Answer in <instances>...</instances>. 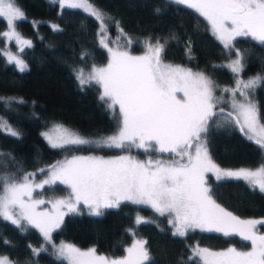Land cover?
Listing matches in <instances>:
<instances>
[{"label":"snow or ice","instance_id":"1","mask_svg":"<svg viewBox=\"0 0 264 264\" xmlns=\"http://www.w3.org/2000/svg\"><path fill=\"white\" fill-rule=\"evenodd\" d=\"M61 9H82L100 22V44L109 53L104 67L95 64L91 70L76 72L81 86L98 84L101 88L100 100L109 109L119 106L120 121L117 131L98 141H91L79 133L62 125H55L45 132V139L52 148L65 149L95 143L98 147L131 149H152L157 153H169L179 159L165 162L161 159L141 161L131 155H121L110 159L100 156H77L58 161L47 168H39L46 178L36 182V173L0 175V218L9 221L22 232L29 227L37 229L45 244H50L58 260L67 264H155L148 248V242L136 239L125 248V255L113 258L98 255L96 248L81 250L72 244L61 242L56 245L52 233L59 229L64 217L69 213H80L81 205L92 216H102L104 209L118 208L122 202L149 206L159 216H167L172 226V235L185 237L189 231L222 233L225 237L239 236L250 242L247 251L229 247L223 251H212L196 246L189 260L197 264H264V218L241 219L222 207L213 198L212 189L205 178L213 173L217 181L229 179L244 180L250 187L259 188L264 193V165L253 171L222 169L213 162L203 136L210 121L224 114L220 105L227 103L225 93H230L231 107L224 117L234 120L240 131L249 140L264 149V122L259 108L252 100L254 91L264 85V76L257 74L247 80L237 79L234 88H220L216 82L202 71L164 63L167 39H176L170 34L161 43L160 38L145 40L143 55L133 56L127 51L114 50L109 46L108 29L112 18L97 9L89 0H51ZM177 5L194 10L207 22L208 29L231 52L237 37H251L264 45V0H171ZM159 11V9H157ZM0 19L7 23L8 30L0 33L6 41L14 40L18 46L32 47L30 40L24 39L17 30L18 22L25 20L23 9L16 0H0ZM116 27L121 35L119 21ZM54 32H63L53 24ZM133 41L129 38L128 44ZM23 47L20 48L22 52ZM191 59V48L186 49ZM8 63H15L19 71L28 65L11 51L0 50ZM235 59L226 65L234 74L244 70L243 53L235 51ZM83 58V56H82ZM182 93V96H177ZM239 97L243 98L238 100ZM235 113V115H234ZM0 128L11 136L20 133L0 121ZM246 130V131H245ZM194 150V155H193ZM186 158V159H185ZM57 183L66 185L70 192L66 197L52 200L36 199V189L52 187ZM52 205V211H38V206ZM66 210V211H65ZM137 216V225L144 223ZM7 244L8 241H5ZM33 256L47 251V247H32ZM0 264H19L8 256H0ZM28 264H31L29 261Z\"/></svg>","mask_w":264,"mask_h":264},{"label":"trees","instance_id":"2","mask_svg":"<svg viewBox=\"0 0 264 264\" xmlns=\"http://www.w3.org/2000/svg\"><path fill=\"white\" fill-rule=\"evenodd\" d=\"M106 17H111L108 36L117 37L116 21L126 36L134 38L167 39L164 60L199 69L223 87H232L234 73L226 61L239 50L243 53L242 77L264 73V45L250 37H237L231 54L208 29L205 20L194 10L171 0H89ZM26 19L18 22L17 30L32 47L22 46L20 55L28 65L21 72L0 55V121L20 133L11 136L0 128V175L37 171L63 156L90 150L117 151L113 148L95 147L91 144L52 148L42 137L41 131L49 121H57L87 136H99L118 128L119 116L100 100L97 84L81 86L75 70L107 60L105 49L98 43V21L81 9H61L51 0H16ZM159 9V11H157ZM52 23L63 32H54ZM7 23L0 19V33ZM123 36V35H122ZM124 47V39H118ZM7 46L0 38V50ZM137 44L130 49L136 50ZM191 48V59L186 49ZM9 48V46H8ZM83 56V58H82ZM264 122V85L252 95ZM224 114L210 121L203 139L213 162L222 167H255L264 164V149L244 135L234 120L225 121L230 111L225 103ZM173 156L172 154H169ZM209 179L213 198L217 203L241 217L264 216V193L244 180ZM53 187V186H52ZM50 192L62 191L61 186ZM102 216L88 213H69L59 229L52 233L53 242H70L78 247L96 248L106 255H120L132 240L143 239L155 264H197L189 260V245L197 243L211 248L234 244L240 249L249 246L239 236L225 237L222 233L189 231L185 237L173 236L164 216L155 214L148 206L122 202L118 208L104 209ZM144 223L137 225L136 217ZM264 232V226H260ZM5 241H8L6 244ZM42 245L47 251L33 256L31 248ZM0 254L19 264H65L53 255L40 232L29 227L21 231L9 221L0 218Z\"/></svg>","mask_w":264,"mask_h":264},{"label":"rangeland","instance_id":"3","mask_svg":"<svg viewBox=\"0 0 264 264\" xmlns=\"http://www.w3.org/2000/svg\"><path fill=\"white\" fill-rule=\"evenodd\" d=\"M91 3V2H90ZM92 4V3H91ZM57 5L59 6V4L57 3ZM95 6V5H94ZM96 7V6H95ZM97 8V7H96ZM98 9V8H97ZM82 10V9H81ZM100 10V9H99ZM104 13V12H103ZM198 14V13H197ZM199 15V14H198ZM203 18V17H202ZM206 22V21H205ZM206 24H207V22H206ZM52 25H53V23H52ZM208 26V25H207ZM8 30V27L6 26V28L4 29V31H7ZM4 31H2V32H4ZM100 31V22L98 21V27H97V40H98V43L100 44V36L98 35V32ZM1 32V33H2ZM212 33V32H211ZM107 35H108V33H107ZM214 36V35H213ZM215 37V36H214ZM108 38H109V46L110 47H112L114 50H116L117 49V47H119V50L120 51H127V52H129L131 55H133V56H138V55H143L144 54V52H145V40L147 39V38H142V37H140V38H134V37H129V36H126V35H121L120 33H118L117 34V37H115V38H110L109 36H108ZM124 39V41H125V45H124V47H121L120 46V44H119V40L118 39ZM129 38L133 41V43L132 44H134V43H136L137 44V46H136V50H131L130 49V46H129V44H128V40H129ZM216 38V37H215ZM251 38V37H250ZM29 40V39H28ZM219 41V40H218ZM5 42L7 43V46H4V48H5V50H7V51H11L14 55H18V56H20V58H22L21 57V55H20V48L23 46H18L17 44H16V42L14 41V40H12V41H6L5 40ZM153 43L155 42V41H152ZM220 42V41H219ZM101 45V44H100ZM8 46H9V48H8ZM102 46V45H101ZM103 47V46H102ZM104 48V47H103ZM105 49V53H106V55H107V60L104 62V63H101V64H95L96 66H98V67H104V66H106L107 65V63H108V59H109V53H108V51H107V49L106 48H104ZM1 50H4V49H1ZM6 58V57H5ZM236 58V56L234 55L232 58H230L229 60H227L226 61V65L228 64V63H230V61L232 60V59H235ZM164 63H167V64H172V65H180L181 67H185V68H190V67H187V66H185V65H183V64H181V63H176V62H170V61H167V60H164ZM13 64L15 65V63L13 62ZM94 64H91L89 67H87V68H80V69H84V71L85 72H88V71H90L91 70V68H92V66H93ZM16 66V65H15ZM190 69H192V68H190ZM79 70V69H78ZM192 71L193 72H197V71H201V70H199V69H192ZM76 72H77V70H75V73H74V75H75V77H76V79H77V76H76ZM260 75H262V76H264V73H259ZM255 75H257L256 73L255 74H252V75H249V76H247V77H242L241 75H240V73L239 74H234V77H235V83H234V85L232 86V87H227V88H229V89H231V88H234L235 86H236V80L237 79H242V80H247V79H249V78H251V77H253V76H255ZM79 82V81H78ZM98 85V84H97ZM98 87H99V93L101 94V88H100V86L98 85ZM221 88H224L223 86H220V88H218L217 90H216V95L217 96H220L221 95V92H220V89ZM183 94L182 93H177V96H182ZM225 95V100L226 101H228L227 103H225V105H226V107L230 110V111H233V109H232V107H231V101H230V99H229V97H230V93H225L224 94ZM236 98L238 99V100H242L243 98H241V97H239V94L237 93V95H236ZM252 100L254 101V99H253V97H252ZM255 102V101H254ZM106 105H107V103H106ZM108 106V105H107ZM114 110H116V113L118 114V116H119V121H120V119H121V117H120V114H119V106L118 105H116L115 107H114ZM234 115H235V113H234ZM1 120V119H0ZM55 125H62V126H64L65 128H68V129H70V130H72V131H74L73 129H71V128H69V127H67V126H65L64 124H62V123H60V122H57V121H49L48 123H47V125L44 127V129L40 132L41 133V135L43 134V133H45V132H50L52 129H53V127L55 126ZM239 127V126H238ZM240 128V127H239ZM117 131V129L116 130H114V131H111V132H107V133H103V134H101V135H99V136H87V135H83V134H81V133H79V132H77V131H74V132H77V133H79L81 136H83L84 138H86V139H88V140H91V141H98V140H101L102 138H104V137H107V136H110V135H112V134H114L115 132ZM246 131V130H245ZM243 133V132H242ZM244 135H245V133H243ZM247 136V135H246ZM42 137L44 138V140L49 144V142H48V140L47 139H45V137H44V135H42ZM204 140V139H203ZM50 145V144H49ZM91 145H93V146H95V147H98L95 143H93V144H91ZM104 148H107V147H104ZM113 149H117V151H104V152H102V151H100V150H90V151H85V152H77V153H74V154H71V155H68V156H63V157H61V158H59L58 160H56V161H54L53 163H49V164H47L45 167H42V168H47L48 166H50V165H53V164H56L58 161H63V160H65L66 158L67 159H70L72 156H74V155H77V156H100V157H104L105 159H110V158H114V157H117V156H121V155H131V156H133V157H135L136 159H138V160H141V161H147L148 159H153V160H156V159H161V160H163V161H165V162H168V161H170V160H172V159H179V157H174V156H171V155H169V153H157V152H155L154 150H152V149H148L147 151H145V149H137V148H135V147H132L131 149H128V148H125L124 150H121V149H118V148H114L113 147ZM195 153H194V150H193V155H194ZM186 159V158H185ZM215 163V162H214ZM264 165V164H263ZM219 166V165H218ZM262 166V164L261 165H258V166H255V167H244V166H237V167H222V166H219L220 168H222V169H231V170H238V169H241V168H246V169H250V170H253V171H255V170H257L258 168H260ZM26 173H36V182H40L41 180H43V179H45L46 178V174H40L38 171H29V172H26ZM23 174L24 173H22L21 175H19L18 177H22L23 176ZM209 177H211L212 179H216V177H215V175L213 174V173H211V172H209V173H206L205 174V178H206V180H207V183H208V186H209ZM246 182V181H245ZM56 186H61L62 187V191H59V192H57V193H53V192H50L49 190H48V186H45V188L44 189H36L35 190V192H34V197L36 198V199H44V200H46V201H48V200H52V199H56V198H62V197H66L67 195H68V193L70 192V189H68L67 188V186L66 185H63V184H59V183H57L56 185H54L53 187H52V189H55V187ZM259 189V188H258ZM147 206V205H146ZM222 206V205H221ZM81 207V211L80 212H84V213H88V210L86 209V208H84L83 207V205H81L80 206ZM149 207V206H148ZM223 207V206H222ZM150 208V207H149ZM225 208V207H224ZM151 209V208H150ZM38 211H43V210H47V211H52V205L50 204V203H46V204H43V205H39L38 206V209H37ZM152 210V209H151ZM228 210V209H227ZM66 211V210H65ZM153 211V210H152ZM229 211V210H228ZM154 212V211H153ZM89 214V213H88ZM155 214H157V213H155ZM234 214V213H233ZM158 215V214H157ZM234 215H236V214H234ZM236 216H238V215H236ZM165 217V220L168 222V217L167 216H164ZM241 219H245V220H247V219H261V218H264V216H250V217H241V216H239ZM169 224V223H168ZM170 226V229H171V232H172V226L171 225H169ZM260 232H261V234H264V232L263 231H261L260 230ZM134 240H136V238L135 237H133L132 238V240L124 247V249H123V252L120 254V255H116V256H113V255H106V254H103V253H99V252H97V254L98 255H105V256H109V257H113V258H118V257H122V256H124L125 255V248H127V247H130L131 245H132V243H133V241ZM61 242H63V243H67V244H72V243H70V242H65V241H58V242H53V243H55L56 245H60L61 244ZM72 245H74V244H72ZM76 246V245H75ZM196 246H199V247H201V248H208V249H210V250H212V251H223V250H226L227 248H229V247H236L238 250H242V251H247V250H250V248H251V245H250V242H249V246L247 247V248H245V249H240L239 247H237V246H235L234 244H229V245H226V246H224V247H220V248H211V247H208V246H205V245H200V244H197V243H192L191 245H189V255L191 256L192 255V249L193 248H195ZM48 247H50L51 249H52V247H51V245L50 244H48ZM76 247H78V246H76ZM78 248H80L81 250H87V249H89V248H92V247H78ZM53 250V249H52ZM54 255V254H53ZM0 256H5V255H2V254H0ZM55 256V255H54ZM197 260H198V258H197ZM65 262V264H67V262L66 261H64Z\"/></svg>","mask_w":264,"mask_h":264}]
</instances>
